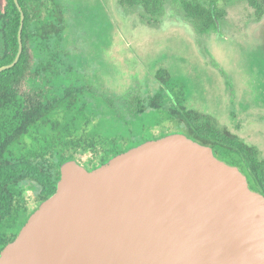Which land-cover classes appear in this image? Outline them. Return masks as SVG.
Wrapping results in <instances>:
<instances>
[{"label": "water", "instance_id": "1", "mask_svg": "<svg viewBox=\"0 0 264 264\" xmlns=\"http://www.w3.org/2000/svg\"><path fill=\"white\" fill-rule=\"evenodd\" d=\"M14 2L18 50L0 72L22 52L24 12ZM59 173L0 264H264V195L184 133L147 139L91 170L69 158Z\"/></svg>", "mask_w": 264, "mask_h": 264}, {"label": "rangeland", "instance_id": "2", "mask_svg": "<svg viewBox=\"0 0 264 264\" xmlns=\"http://www.w3.org/2000/svg\"><path fill=\"white\" fill-rule=\"evenodd\" d=\"M62 1L68 6L66 59L86 73L82 79L90 85L91 94L107 96L118 105L120 99L130 95L148 101L147 94L160 86L156 70L167 68L174 85L186 84L183 103L189 111L237 134L264 160V14L257 19L249 0L220 2L218 31L208 32L197 31L177 0H163L155 17L141 6L121 5L119 0ZM262 1L257 0L260 4ZM32 88L38 91L23 79L20 89ZM82 101L86 99L80 97ZM88 105L85 113L76 114L78 124L89 120L88 129L108 128V114L91 109L96 103ZM47 116L51 122L62 124L70 114L50 112ZM145 119L153 138L188 133L163 108ZM57 136L51 123L44 125L40 120L11 144L9 152L14 159L35 161L33 152L43 151L47 161L55 163L64 153ZM214 153L220 160L238 166L249 186L257 190L236 152L214 147ZM13 189L15 205L25 210L20 215L28 217L38 206V184L24 180Z\"/></svg>", "mask_w": 264, "mask_h": 264}, {"label": "trees", "instance_id": "3", "mask_svg": "<svg viewBox=\"0 0 264 264\" xmlns=\"http://www.w3.org/2000/svg\"><path fill=\"white\" fill-rule=\"evenodd\" d=\"M177 1L197 31L208 32L217 28L216 20L222 15L219 3L228 0ZM18 2L24 12L22 52L13 67L0 72V251L15 238L28 218L27 215L21 216L20 212L25 210L15 205L14 186L24 180L36 182L39 186L37 198L41 202L55 191L59 166L64 160L73 158L91 170L117 153L152 139L145 118L162 108L186 127V135L192 139L210 145L213 150L221 147L236 152L257 191L264 195V160L259 158L256 149L209 118L189 111L183 103L186 84L175 82L174 85L167 68L156 70L155 77L160 86L152 94H147L148 101L139 95H130L120 99L118 105L107 96L91 94L90 88L87 89L82 81L86 73L75 69L66 59L69 55L64 50L67 4L62 0ZM162 2L119 0L121 5L141 6L153 17L160 13ZM249 3L255 8L257 19L261 18L264 0L261 4L257 0H249ZM19 25L20 12L14 0H0V66L10 63L17 53ZM25 78L38 91L20 89ZM80 97L86 101L79 102ZM92 102L96 105L91 109H101L108 114V128L88 129L89 120L83 125V122L78 124L76 121V114L85 113V108ZM50 112L57 115L66 112L70 117L62 124L51 122L47 116ZM40 120L44 125L51 123L57 132L56 142L64 149L62 156L59 155L55 163H49L43 151L33 152L37 156L35 161L12 158L11 144Z\"/></svg>", "mask_w": 264, "mask_h": 264}, {"label": "flooded vegetation", "instance_id": "4", "mask_svg": "<svg viewBox=\"0 0 264 264\" xmlns=\"http://www.w3.org/2000/svg\"><path fill=\"white\" fill-rule=\"evenodd\" d=\"M82 81L86 83V85H87V89H88L89 86H90V85L88 84V82H87L85 79H83ZM39 203H40V202L37 200V204H38V205H39Z\"/></svg>", "mask_w": 264, "mask_h": 264}]
</instances>
